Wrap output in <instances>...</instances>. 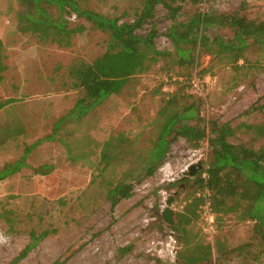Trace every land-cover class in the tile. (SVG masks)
I'll return each mask as SVG.
<instances>
[{
  "label": "rangeland",
  "instance_id": "obj_1",
  "mask_svg": "<svg viewBox=\"0 0 264 264\" xmlns=\"http://www.w3.org/2000/svg\"><path fill=\"white\" fill-rule=\"evenodd\" d=\"M141 3L81 0L84 7L122 21L133 19ZM46 8L54 19L59 16L55 5ZM24 10L19 0H0V177H4L0 181V264H10L33 244L32 234L35 243L15 264H197L188 262L193 259H202L198 264H264V256L256 258L263 248L261 236L243 218L245 206L240 201L229 200L224 206L238 203L234 212L214 213L211 232L199 218L190 187L197 169L192 177L182 173L206 161V142L192 150L178 138L170 144L164 164L134 183L149 139L161 126L154 122L163 99L176 90L175 83L165 85L157 78L172 67L175 54L174 43L165 37L172 25L165 19L166 10L157 6L155 48L170 57L131 77L120 92L85 117L68 116L54 140L39 144L78 97L71 85V65L79 60L92 63L102 56L108 38L73 14H62L69 26L84 29L71 35L67 46H60L50 38L40 39L39 32L21 31L29 26L22 18ZM201 10L264 21V0H209ZM192 11L189 5L182 10L186 16ZM185 15L178 14L177 20ZM207 35L227 41L233 32L219 28ZM244 57L235 65L227 63L226 56L200 52L194 66L174 67L215 79L204 97L178 96L176 103L196 106L198 120L184 123L209 127L211 121L228 122L237 127L228 139L231 144L257 149L261 140L244 125L264 121V42L249 40ZM106 141L113 145L105 149ZM175 180L179 182L171 184ZM121 182L133 183V191L112 208L108 191ZM169 198L171 224L161 214ZM193 210L196 219L183 227L174 224L177 215L187 220Z\"/></svg>",
  "mask_w": 264,
  "mask_h": 264
},
{
  "label": "trees",
  "instance_id": "obj_2",
  "mask_svg": "<svg viewBox=\"0 0 264 264\" xmlns=\"http://www.w3.org/2000/svg\"><path fill=\"white\" fill-rule=\"evenodd\" d=\"M208 1L142 0L141 7L134 18L122 21L121 17H110L84 7L81 0H19L25 8L22 18L27 22L26 25H29L21 31L39 32L40 39L50 38L57 45L67 46L69 37L84 29L83 26H69L68 20L62 16V14L67 16L73 14L75 18L85 21L93 29L106 34L108 38L106 51L102 56L92 63L79 60L71 65L70 75L74 78L71 85L78 93L75 104L66 115L53 123L51 135L36 143L54 140L55 132L65 118L71 116L73 120H78L85 117L109 96L120 92L131 77L146 71L150 64L157 63L160 58L170 57L171 54L168 52L155 48V39L159 34L155 26L158 5L166 10L165 19L172 22L165 37L175 45L172 67L163 70L161 75L175 74L186 79L191 77L192 73H181L176 69L187 70L194 66L200 52L219 58L226 56L227 63L237 65L238 61L245 58L244 51L249 40L264 42V21H249L238 13H206L201 10V6ZM52 5L57 7L59 14L56 19L48 13L46 8ZM185 5L193 9L188 16L182 12ZM178 14L185 15L186 18L179 21ZM219 28L232 30V39L225 41L207 35L211 29ZM175 86L174 93L167 94V92L163 99L164 103L154 122V125L156 123L161 126L149 139L147 153L140 169L136 172L134 183H141L164 164L170 144L178 138L184 139L186 147L192 150L200 149L202 143L206 142L209 154L206 161L197 169L191 182L190 187L194 188L193 196L207 189L210 192L212 211L216 216L236 210L238 203L224 208L229 200L237 199L244 204L243 218L251 221L258 235L261 236L260 242L263 248L256 257L259 259L264 256V121L259 124L244 125L246 130L253 133L255 139L261 140L262 143L257 149L251 145L231 144L228 139L234 136L237 127L233 128L228 122L211 121L209 127L184 123L186 120H198L197 109L193 102L188 106L178 107L177 97L184 99L197 96L186 95L184 87L179 83H175ZM112 143L106 141L103 146L107 149L113 145ZM102 153H104L103 150ZM19 164L21 163L16 165L15 171L20 167ZM2 179L4 177H0V181ZM177 182L179 180L171 184ZM133 188V183L124 182L113 186L108 191L112 208L120 200L129 198ZM200 201V198H194L193 204L196 209ZM190 216L186 220L184 215H177L174 224L183 227V223L198 217L194 210ZM32 236L34 244L36 239L34 234ZM33 244L26 246L10 264H15L24 257ZM201 260L193 259L188 262L198 264Z\"/></svg>",
  "mask_w": 264,
  "mask_h": 264
},
{
  "label": "built area",
  "instance_id": "obj_3",
  "mask_svg": "<svg viewBox=\"0 0 264 264\" xmlns=\"http://www.w3.org/2000/svg\"><path fill=\"white\" fill-rule=\"evenodd\" d=\"M157 78L163 80V82H165V85L167 83H179L184 87V92L186 95H195L200 97H204L205 91L209 84L215 83L214 78H211L210 76L199 75L198 73H193L191 77L187 79L175 74L161 75L157 76ZM166 89L167 88H165V90ZM196 197L200 198L201 200L197 210L199 218L204 223L207 231L211 232L215 215L212 211L210 192L207 189H204L203 191L196 193Z\"/></svg>",
  "mask_w": 264,
  "mask_h": 264
},
{
  "label": "water",
  "instance_id": "obj_4",
  "mask_svg": "<svg viewBox=\"0 0 264 264\" xmlns=\"http://www.w3.org/2000/svg\"><path fill=\"white\" fill-rule=\"evenodd\" d=\"M200 168V165H191L188 167V170L187 172H183L182 175L183 176H193L194 175V170ZM171 202H172V198H169L167 201H166V207L161 211V214H162V217L164 218V220L166 222H168L169 224L172 223V211L170 209V205H171Z\"/></svg>",
  "mask_w": 264,
  "mask_h": 264
},
{
  "label": "crops",
  "instance_id": "obj_5",
  "mask_svg": "<svg viewBox=\"0 0 264 264\" xmlns=\"http://www.w3.org/2000/svg\"><path fill=\"white\" fill-rule=\"evenodd\" d=\"M182 139V138H181Z\"/></svg>",
  "mask_w": 264,
  "mask_h": 264
}]
</instances>
